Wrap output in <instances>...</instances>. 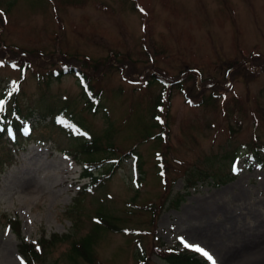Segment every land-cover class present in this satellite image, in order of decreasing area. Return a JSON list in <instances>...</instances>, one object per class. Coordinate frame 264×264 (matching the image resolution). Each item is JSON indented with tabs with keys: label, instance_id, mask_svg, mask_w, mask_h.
Segmentation results:
<instances>
[{
	"label": "rangeland",
	"instance_id": "rangeland-1",
	"mask_svg": "<svg viewBox=\"0 0 264 264\" xmlns=\"http://www.w3.org/2000/svg\"><path fill=\"white\" fill-rule=\"evenodd\" d=\"M138 6L143 15L131 9ZM1 13L0 51L10 49L17 56L33 51V61L22 72L0 52V106L10 108L13 93L8 99L3 94L17 88L21 111H33L29 119L33 125L38 121L34 137L47 143L33 142L13 155L10 146H0V264H25L19 239L5 225L8 217L21 221L26 241L70 235L46 250L42 264H87L69 258L71 239L87 233L101 264H137L139 250L148 252L160 243L187 248L203 264H264V166H250L245 157L255 140L264 144V0H0ZM115 53L127 56L132 67L120 69ZM65 55L83 67L110 61L94 79L105 91L98 111L84 104L73 75L42 77L62 67ZM39 73L45 82L37 80ZM150 74L167 84L182 80L196 97L218 93L216 109L190 106L177 92L169 98L170 196L154 222L139 207L165 192L155 140L135 149L142 171L131 152L103 186L81 194L75 180L83 157L62 152H77L84 133L87 139L101 137L104 149L97 157L111 158L105 147L111 142L119 155L128 152L144 133L140 124L149 122L150 101L163 88L145 84ZM60 110L73 133L51 124V114L43 115ZM111 129L115 132L107 142L103 135ZM232 155L238 157L236 167ZM107 157L103 168L112 165ZM186 170L199 176L187 189ZM232 170L235 178L214 184L212 177L225 178ZM176 194L186 195L177 206L169 205ZM97 212L116 217L119 227L147 234L138 240L105 230ZM185 243L199 245L212 259ZM151 263L167 264L156 255Z\"/></svg>",
	"mask_w": 264,
	"mask_h": 264
},
{
	"label": "trees",
	"instance_id": "trees-1",
	"mask_svg": "<svg viewBox=\"0 0 264 264\" xmlns=\"http://www.w3.org/2000/svg\"><path fill=\"white\" fill-rule=\"evenodd\" d=\"M131 9L133 10V12L140 13L142 15L144 14L143 12L144 10L141 9L139 6L135 8L131 7ZM1 16L2 13L0 15V22L2 23ZM148 27L149 25L146 24L144 25L145 30ZM0 52L2 55L8 54L9 56L8 60H10L12 64L17 69H20L22 72L29 69V67L31 66L30 61H33L30 55V53H32L33 51L32 52L21 51L20 56H17V54L12 53L10 49H7L5 51L1 50ZM113 57L116 59L117 63L119 62L120 69H123L124 66H127L128 69V67L131 66L129 64V58L127 56H123L119 53H115L113 54ZM60 59H66L67 62H65V64L62 65V67H57V69L55 70L48 71L42 77L44 79H49V78L58 79L66 74L73 75L76 78L79 87L81 89L82 100H84V104L90 109V111L96 112L100 108H102L101 101L105 91L103 90L102 87L96 85L94 79L98 74V70L103 69L105 66H107V64H109L110 61L108 59H105L102 62L97 61L99 63L95 64L92 67H90L88 64L87 66L83 67L79 63H73L69 58H67L66 55L64 57H61ZM60 59L58 61L63 62ZM250 61H252L253 65H256L254 63H257L255 57H252ZM233 64L235 63L233 62L232 65ZM99 66L101 67L99 68ZM230 69H231V65H229L225 71L229 72ZM40 77H41L40 73L36 75L38 81L45 82L43 79H40ZM150 77L152 78V80H146L145 83L146 85L147 84L149 85L151 83L162 84L163 88L160 94L155 96L150 101V105L148 107V110L146 111V114L149 116V122L144 123L143 120V122L140 124L142 127L141 130H144V133L143 135H141V137L138 140H136L134 146L130 150H128V152L121 153L119 155L117 153L118 151H116L114 144L111 142L105 146L109 152H112L108 154L111 158L107 156L97 157V153L104 149L103 145L100 143L101 137H95V135L89 134V139H87L88 134L84 133V139H83L84 142L78 141L79 144L75 146L77 152L73 153L70 151V154H72L75 158H77V156L79 155L83 157L82 162L84 164H83L81 177L86 178L88 181L80 188L78 194H81L92 191L93 188H96L98 186H103L105 180L111 175V173H113L116 167L119 166L120 163H122L123 157L129 156L131 152L132 154L135 155L136 159L139 161L140 157L135 152L137 145L149 139L155 140L156 144L160 146V149L155 153V158L157 161V174L158 177L160 178V182L162 183L165 192L156 201L148 202L139 207V209L150 215V222L151 221L154 222L155 219L158 217L159 213L161 212L163 206L166 204V202H168L170 196V192H168V188H167L169 184V179L167 176L168 166L166 164V158L168 153L167 124H169L168 121L169 116L167 109L170 107L169 98L173 93L177 92L183 95L184 102L190 106L191 105L195 107L204 106L206 108L211 107L213 109H216V101L218 98V93H216L215 91H211V95H209L208 97H204V94L201 95L200 97H196L194 93L191 94L189 92V88L183 86L182 80H174L173 82L167 84L166 81H164L161 77H158L157 75L150 74ZM20 80H22V78ZM16 92H17V88H14L12 91L4 92L3 94V97L5 99H8L10 95L13 93L12 101L10 102V108L7 109L5 106L0 108V146L1 147H3L4 144H6L7 146H9V144H19V145L26 144V142L32 140L39 143V141H37V138L34 137V130L36 124L33 125L32 119H29L33 114V111H30L28 113H24L21 111V108L17 103ZM223 109L225 110V113H227L225 107ZM48 113L51 114V112ZM43 115H45V113H43ZM54 117L55 118L53 119L52 123L55 122L56 124H59V122L62 121L61 112L57 113ZM35 123H38V121H35ZM155 128H159V131L154 132ZM8 129H11L10 135H8ZM230 131L233 132V129L231 127H230ZM108 132H107L108 134H104L103 137L104 140L107 139V142H110L112 138V134L115 131L111 129ZM40 143L45 144V141H41ZM6 152L8 153V156H10L9 151L6 150ZM106 157L107 159L108 158L111 159L112 162V165L108 168H106L108 164L103 160ZM245 157L246 160L249 162L250 166L256 163L259 167H263L264 144L257 142L255 140L251 145L250 149L248 150V152H245ZM238 162H239L238 157L236 155H232V165L235 166ZM105 164L106 166L105 168H103ZM99 168H101V170L97 171ZM139 168L141 170L140 161L138 164V170ZM1 171H2V167H0V173ZM202 175L203 176L201 177L204 179L210 177L208 173H202ZM185 176H186L185 178L186 189L194 187L197 183V178L199 176L194 174L192 175L191 173H188L187 170L185 171ZM235 177H236V173L232 170L228 176H225V178H219V179L214 177L212 178L214 184L218 186L220 184H224L228 182V180L233 179ZM170 182H172V180H170ZM185 195L186 194L184 195L176 194L174 197V201H170L169 205L174 204L177 206L182 200H184ZM97 215L101 216V218H99L100 221L103 219V224L106 228L105 230L108 229L113 232H124L126 234H130L134 236L138 240H139L138 238L139 235L147 234L144 230L126 228L125 226L119 227L118 224L113 221V219H115L116 217H113L112 215L105 217L102 216V214L99 212H97ZM5 225L8 228H10V230L19 239L20 242L18 244V251L23 257L25 264H42L46 250H48L50 247H53L56 241H66L67 239L70 240V235L64 234L58 236L53 234L49 238L42 236L37 242L26 241L22 236L21 221L17 217L15 218L8 217L6 219ZM70 244H71V249H70L71 251L69 253V258L74 262L81 259L87 264H101L96 254L94 253V245H93L94 241L90 233L85 234L79 239H71ZM138 254H139V259L137 260V264H152L151 263L152 255H156L158 258L165 261L167 264H203L204 263V261L199 259L193 252H191L187 248L178 249L177 246L167 248V247H163L161 243L158 245H154L153 248L150 249L148 252L144 250H139Z\"/></svg>",
	"mask_w": 264,
	"mask_h": 264
},
{
	"label": "snow or ice",
	"instance_id": "snow-or-ice-1",
	"mask_svg": "<svg viewBox=\"0 0 264 264\" xmlns=\"http://www.w3.org/2000/svg\"><path fill=\"white\" fill-rule=\"evenodd\" d=\"M184 246L191 247L194 251L202 253L204 256L208 257L209 260L212 259L211 255L199 245H191V244L185 243Z\"/></svg>",
	"mask_w": 264,
	"mask_h": 264
}]
</instances>
